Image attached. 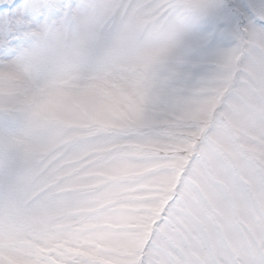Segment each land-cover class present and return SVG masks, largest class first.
<instances>
[{
    "label": "rangeland",
    "instance_id": "rangeland-1",
    "mask_svg": "<svg viewBox=\"0 0 264 264\" xmlns=\"http://www.w3.org/2000/svg\"><path fill=\"white\" fill-rule=\"evenodd\" d=\"M264 0H0V264H264Z\"/></svg>",
    "mask_w": 264,
    "mask_h": 264
},
{
    "label": "trees",
    "instance_id": "trees-1",
    "mask_svg": "<svg viewBox=\"0 0 264 264\" xmlns=\"http://www.w3.org/2000/svg\"><path fill=\"white\" fill-rule=\"evenodd\" d=\"M262 170H264V169H262Z\"/></svg>",
    "mask_w": 264,
    "mask_h": 264
}]
</instances>
